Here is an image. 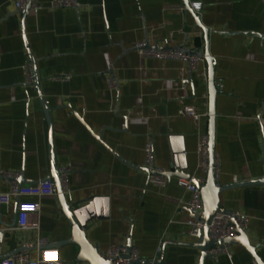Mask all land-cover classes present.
I'll return each instance as SVG.
<instances>
[{"label":"crops","instance_id":"0c3cea01","mask_svg":"<svg viewBox=\"0 0 264 264\" xmlns=\"http://www.w3.org/2000/svg\"><path fill=\"white\" fill-rule=\"evenodd\" d=\"M76 1L78 9H51V0H37L41 9L24 18L14 0H0V175H17L25 188L51 177L49 126L25 77L32 57L65 196L83 211L88 241L101 255L131 241L142 262L200 264L198 239L189 234L191 194L179 186L190 179L173 175L158 188L143 169L151 138L158 169L182 174L186 166L185 176L205 178L199 144L208 135V82L187 63L150 59L135 48L148 41L203 53L204 36L183 0ZM189 2L201 4L194 12L210 30L216 63L218 185L264 178V39L251 35L264 36V0ZM181 103L196 108L198 123L179 116ZM11 189L1 176L0 192ZM19 201L40 203L38 229L14 230ZM220 202L224 211L249 217L245 233L264 264V186L226 190ZM0 229V256L26 249L36 259L39 239L52 247L68 240L72 227L56 195L14 198L0 213ZM57 250L68 264L79 252L75 245ZM204 264L257 263L235 244Z\"/></svg>","mask_w":264,"mask_h":264},{"label":"built area","instance_id":"2783aa9c","mask_svg":"<svg viewBox=\"0 0 264 264\" xmlns=\"http://www.w3.org/2000/svg\"><path fill=\"white\" fill-rule=\"evenodd\" d=\"M15 7L18 11H23L26 5L30 4L31 10L34 13H38L41 9L37 0H14ZM80 5L76 0H51V9H78ZM193 10L201 11V4H191ZM158 46L157 44L150 43L148 41L140 42L136 45L137 51L144 57L153 58L156 60L167 61L176 60L183 63H187L190 66L191 72L195 73L199 78L203 79L204 82L208 81V72L206 62L203 58L187 55L183 52L176 50L160 51L156 49H147V46ZM195 50H192L194 52ZM26 83L33 85L34 77L32 67L29 62L26 63L25 67ZM57 80L67 81L69 77L60 76ZM111 90L116 89V83L113 80H109ZM176 89L179 88V84L175 85ZM179 116L192 118L195 122H199L201 116L197 113L194 106H189L181 103V109ZM208 135L201 136L199 144L200 163L199 170L204 174L205 178L192 179L199 186H204L206 183V175L209 167V154H208ZM145 152V167L156 173L148 176L149 184H152L158 188H165L169 179L158 175L163 173L162 170L158 169L155 165L154 146L151 138L148 139L144 149ZM63 174V186H64V175ZM5 179L12 181V189L9 193L0 192V213L6 210L14 198L20 200L22 197L42 199L47 196H56L57 191L54 182H40L34 187H21L17 184V175L6 174ZM179 186L186 189L191 194L190 201L186 204V210L191 215L189 221L190 232L189 234L193 237L197 236L204 229V224L200 220L203 214V203L201 197V190L192 181L180 180ZM41 213V205L39 202H21L18 203V214L17 224L14 230H31L38 229V220ZM235 221L236 225L232 224ZM249 217L240 213H229L218 214L214 219L213 223L209 227L210 237L214 241L224 242L227 239L235 238L238 236L237 228L242 231L247 230L249 226ZM2 230L0 229V233ZM37 247L40 248L39 255L36 259H32L28 251H22L8 258L7 260L0 262V264H68L60 259L59 252L56 248L49 246L46 239H39ZM227 246L223 249L218 248L210 252L214 257L220 252H226ZM160 251V250H159ZM103 258L111 261L112 264H139L141 258L136 250L128 251L126 247L119 245H112L104 254Z\"/></svg>","mask_w":264,"mask_h":264},{"label":"water","instance_id":"95a60500","mask_svg":"<svg viewBox=\"0 0 264 264\" xmlns=\"http://www.w3.org/2000/svg\"><path fill=\"white\" fill-rule=\"evenodd\" d=\"M185 10L189 12L196 23V27L202 32L204 36V42H205V49L203 53H200L199 51L195 50L192 52V50H186L184 47L180 48H170V47H159V46H151L148 44L147 49H156L160 51H168V50H176L183 52L190 56H195L199 58H203L207 65V72H208V88H209V123H208V154H209V167L206 175V183L204 186H199L194 180H192L191 176H185L184 171L186 169L182 168L183 173L182 174H167L166 172L159 173L158 175L164 176L168 179L172 177L173 175H179V177H187L190 179L189 181H192L198 188L201 190V197H202V203H203V214L200 218L202 223L204 224V229L201 233H199L197 236H195L196 239H198V243L194 245V247L200 249L202 251L201 254V261L200 264H204L206 260L208 259H214L215 257L210 254L212 250H217L218 248L223 249L225 246L229 247L232 245H240L244 250H246L250 256L255 260L257 264H263L261 260L257 256V249L251 246V241H249L247 234L245 231H242L240 228H237L238 236L235 238L227 239L224 242L221 241H214L210 237L209 227L213 223L214 219L217 217L218 214H228V212L224 211L221 208V202H220V196L221 194L229 189L233 188H239V187H250V186H264V178L253 180V181H247V182H240L233 184L231 186L221 187L218 185L217 182V173H216V160H215V116H216V98H217V89L215 85V59L210 55L209 52V35L210 30L203 26L201 23L200 18L195 15V10L192 9L191 4L189 0H183ZM31 10L30 4L26 5L24 10L22 11L24 18H26ZM24 30V28H23ZM255 35L257 37L263 38L264 36L257 35V34H251ZM135 50H137L135 48ZM31 64H33V77L34 82L33 86L36 88L39 96L41 97V104L45 113L46 121L49 126V156H50V164H51V177L48 178V180H45L44 182L53 181L56 187L58 201L61 206V211L64 215V217L68 220L69 224L72 227L71 230V237L63 242L54 244L53 248H60L67 245H75L79 248V252L74 260V264H112L111 261H108L103 258V256L100 254V252L97 250L95 246H93L87 239L86 235V228L87 225L83 221L82 213L83 211L81 209L73 210V207L67 202L65 192H64V186H63V174L59 170V167L56 164L55 161V154H54V147H53V129H52V123L49 115V110L47 105L45 104L39 79L37 76L36 68H35V61L32 57L29 58ZM98 140H100L99 137H97ZM177 167V166H176ZM181 168V167H180ZM148 176L154 175L156 173L148 170L147 168L143 169ZM18 183L23 182V180H17ZM233 225L235 224V221H232ZM1 237V235H0ZM2 238V237H1ZM128 251H131L133 246L132 242L129 241L126 246ZM23 250H18L16 252H13L11 254L1 255L0 256V262H3L7 260L8 258L14 256L17 253H20ZM160 262H140L139 264H156Z\"/></svg>","mask_w":264,"mask_h":264}]
</instances>
